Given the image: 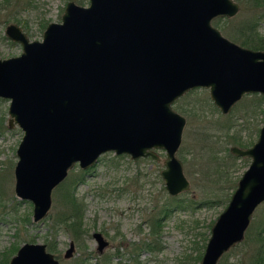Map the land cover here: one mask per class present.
<instances>
[{"label": "water", "instance_id": "obj_1", "mask_svg": "<svg viewBox=\"0 0 264 264\" xmlns=\"http://www.w3.org/2000/svg\"><path fill=\"white\" fill-rule=\"evenodd\" d=\"M235 0H69L61 21H51L41 39L17 23L5 35L22 51L0 58V97L9 98L8 125L23 131L16 148L14 192L32 202V220L45 217L52 190L76 163L87 168L109 150L160 160L171 195L190 181L177 155L186 118L173 102L206 87L227 113L246 93L264 95V48L227 37L213 24L233 16ZM230 151L250 162L210 228L199 264H217L244 238L264 201V121L248 146ZM97 248L108 244L93 232ZM74 241L64 253L69 257ZM8 264H59L44 242H23Z\"/></svg>", "mask_w": 264, "mask_h": 264}, {"label": "rangeland", "instance_id": "obj_2", "mask_svg": "<svg viewBox=\"0 0 264 264\" xmlns=\"http://www.w3.org/2000/svg\"><path fill=\"white\" fill-rule=\"evenodd\" d=\"M67 1L0 0V58L22 51L19 42L5 35L7 24L17 23L31 40L41 39L48 22L61 21ZM74 1L82 5L89 3V0ZM235 1L240 5L237 13L215 17L214 25L240 43L232 35L243 23L254 22L260 15L257 26L264 34V4ZM254 93L244 94L227 113L214 105L206 87L192 88L173 102V107L186 118L177 155L190 181L187 190L177 195L166 190L160 175L164 166L163 149H156L160 160L151 156L132 158L128 153L109 150L90 167L81 168L76 163L70 168L62 183L52 190L47 215L38 221L32 220V202L19 198L14 192L16 148L23 131L16 123L8 125L10 100L0 97V255L14 245L19 247L30 241L46 243L58 256L59 264H199L210 228L250 162L249 157L230 151L233 143L228 141V135L235 133L248 142L247 146L251 145L264 121V111L260 113L257 107L253 115L257 99ZM217 165L223 172L219 180L215 179L220 170L213 171ZM75 177L80 180L72 182ZM69 182L73 184L70 189L72 187L85 204V232L78 243L70 230L53 218L67 210L61 202V194ZM218 196L223 197L222 202H205L216 200ZM154 218H160L158 233L150 229ZM263 226L264 201L256 207L244 238L225 251L217 264H252V258L264 241V231L259 234L262 240L255 235ZM95 231L109 240L101 253L92 236ZM71 240L75 249L65 257ZM147 243L160 245V248H148ZM15 252L10 253L9 258Z\"/></svg>", "mask_w": 264, "mask_h": 264}, {"label": "trees", "instance_id": "obj_3", "mask_svg": "<svg viewBox=\"0 0 264 264\" xmlns=\"http://www.w3.org/2000/svg\"><path fill=\"white\" fill-rule=\"evenodd\" d=\"M252 3L255 4H264V0H249ZM260 19V15H258L254 22H250L248 23H243L241 26L238 27L237 29V33L233 34L232 36L237 40L239 39V42L245 46H249L255 49H260V48H264V34L262 32L259 31L257 23ZM217 21V20H216ZM232 37V38H233ZM254 97H256V104L254 105V109H253V115L256 112V107L257 110L261 112L264 111V109L262 108V103H264V95H259L257 93L252 94ZM228 141L232 142L233 144L239 145V146H247L248 142L244 141L242 139V137H240L239 135L235 134V133H231L228 135ZM231 156V154H230ZM232 157H234V155L232 154ZM221 166L217 165L213 171H219L220 173L218 175V178H216L215 180H219L222 176H223V172L221 170ZM227 179H229V175L226 174ZM76 180H80L78 177L72 178V182ZM62 182H60L59 184H61ZM60 186V185H59ZM58 186V187H59ZM70 186L73 187L72 183H68L67 184V188L62 192L61 196H62V200L61 202L63 204L66 205L67 210L62 212V213H58L57 215H55L54 220L57 221V223H59L62 227L69 229L70 233L72 235V237L74 238V240L78 243L79 240L81 239V237H83V234L85 232L84 228H83V218H84V210H85V204L84 201L80 198H78L75 195V191H72V187L70 189ZM57 187V188H58ZM225 194H223L224 196ZM223 197H217L216 200H205V202H209V203H218V202H222ZM166 209H164V212ZM159 220L160 218H154L152 225L150 226L151 228V232L152 233H158V229L160 227L159 225ZM158 226V227H157ZM158 228V229H157ZM157 229V231L155 230ZM264 231V226L262 227L261 231L255 235L256 238H260V233H262ZM261 240L263 239V237L260 238ZM147 247L151 248V249H159V247L156 245L154 246L153 244H148L147 243ZM18 246L14 245L12 247L11 250H9L8 252H3L0 255V264H8L9 262V256L10 253H12L13 251L17 250ZM252 264H264V241L261 242V245L258 248V251L255 253V257L252 258Z\"/></svg>", "mask_w": 264, "mask_h": 264}, {"label": "flooded vegetation", "instance_id": "obj_4", "mask_svg": "<svg viewBox=\"0 0 264 264\" xmlns=\"http://www.w3.org/2000/svg\"><path fill=\"white\" fill-rule=\"evenodd\" d=\"M68 2V1H67ZM87 5V4H86ZM214 19V18H213ZM51 22V21H50ZM212 22H213V20H212ZM10 23H12V22H10ZM49 23V22H48ZM47 23V24H48ZM214 24V23H213ZM47 26V25H46ZM44 31V30H43ZM225 35V34H224ZM249 226V225H248ZM248 228V227H247ZM247 230V229H246ZM246 232V231H245ZM92 236H93V234H92ZM244 236H245V234H244ZM105 237V236H104ZM94 238V237H93ZM95 239V238H94ZM107 239V238H106ZM95 241H96V239H95ZM107 241H108V244H107V246L109 245V240L107 239ZM240 242V241H239ZM96 243H97V241H96ZM98 244V243H97ZM96 248H97V246H96ZM97 250L101 253L103 250H104V248L100 251L98 248H97ZM58 257V256H57Z\"/></svg>", "mask_w": 264, "mask_h": 264}]
</instances>
